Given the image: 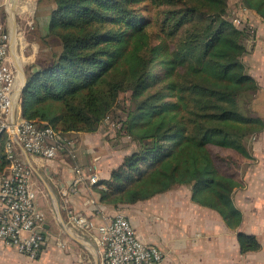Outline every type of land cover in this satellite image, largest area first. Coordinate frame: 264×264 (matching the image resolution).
Masks as SVG:
<instances>
[{"label": "trees", "instance_id": "trees-1", "mask_svg": "<svg viewBox=\"0 0 264 264\" xmlns=\"http://www.w3.org/2000/svg\"><path fill=\"white\" fill-rule=\"evenodd\" d=\"M47 1L41 39L49 51L27 69L20 116L63 135L92 133L123 102L119 129L137 149L94 184L101 203L135 204L187 186L194 203L238 229L235 193L264 118L252 109L261 86L244 61L246 32L229 18V0H152L166 6L173 46L151 36L134 7L144 0ZM239 4L264 23V0ZM5 139L0 134L1 158ZM238 240L242 254L262 249L253 234Z\"/></svg>", "mask_w": 264, "mask_h": 264}, {"label": "crops", "instance_id": "crops-1", "mask_svg": "<svg viewBox=\"0 0 264 264\" xmlns=\"http://www.w3.org/2000/svg\"><path fill=\"white\" fill-rule=\"evenodd\" d=\"M240 9L244 7L240 5ZM244 12L246 22L249 18L248 23L253 25L254 20L258 28L256 56L260 72L252 75L264 94V23L253 11ZM114 135L106 121L96 132L66 134L76 143L73 166L67 161L66 153L55 159L22 154L32 171L36 203L45 213L43 228L47 240L35 260L0 240V264H102L97 228L118 213L131 221L142 241L163 250L164 257L159 264H252L264 252V239L245 228L246 216L240 207L243 222L234 230L215 210L194 203L190 187L181 186L135 204L115 206L101 203L100 194L89 180L75 185V165L85 168L95 165L100 181L108 180L125 156L137 149L129 137L124 135L113 140ZM256 215L264 217V209H258ZM80 216L86 217L93 227L77 224L75 218ZM240 232L255 235L262 249L242 254Z\"/></svg>", "mask_w": 264, "mask_h": 264}, {"label": "built area", "instance_id": "built-area-1", "mask_svg": "<svg viewBox=\"0 0 264 264\" xmlns=\"http://www.w3.org/2000/svg\"><path fill=\"white\" fill-rule=\"evenodd\" d=\"M4 6H8V0H0V10ZM245 10L242 18H233L237 27L244 26ZM10 39L11 32L0 20V134L6 135L4 157H0V165L6 163L0 171V240L35 260L47 240L43 228L45 213L36 203L32 171L22 154L55 159L66 153L75 158L76 143L53 126L27 120L15 112L18 90ZM106 122L110 123L109 117ZM74 171L75 185L84 180L93 185L100 181L95 165L86 168L75 165ZM75 221L93 227L84 216ZM97 243L102 264H159L164 257L159 246L147 244L137 236L131 221L122 213L98 226Z\"/></svg>", "mask_w": 264, "mask_h": 264}, {"label": "rangeland", "instance_id": "rangeland-1", "mask_svg": "<svg viewBox=\"0 0 264 264\" xmlns=\"http://www.w3.org/2000/svg\"><path fill=\"white\" fill-rule=\"evenodd\" d=\"M9 6L10 8H14L13 14L16 18L17 39L13 45V52L19 63L22 64L24 72L27 73V69L31 65L43 61L49 51V47L42 41L41 36L45 35L43 30L46 29L48 31L49 28L51 2L47 0H8V6H4L0 10V20L12 34L13 17ZM134 7L149 22L147 29L156 42L166 41L170 46L174 45L176 38L169 30L170 27L165 26L164 11L166 6H161L158 3L153 4L152 0H144L141 4L134 5ZM242 13L239 0H229V18L231 20L237 16H241L242 18ZM243 20L242 24L244 26L239 27L243 28L246 32V44L248 46V53L244 57V61L248 66L249 72L255 76L260 72V67L257 64L259 61L256 56L259 49L256 35L258 28L254 20L252 21L253 25L248 23L250 22L249 18H247V22L246 19ZM11 57L17 78V90H19L23 83V77L17 68L16 60L12 53ZM263 96L264 94L260 93L252 106L253 111L262 118H264ZM16 105V113L21 115L20 100ZM122 107L123 102L117 111L110 114V126L113 128V134H115L113 140L125 135L123 130L119 129V126H121V123H124L127 115V108ZM249 145L253 160L247 166L244 164L242 168L245 173L246 186L237 190L235 199L238 207L245 213V228L257 232L264 239V217L256 215L258 214V209H264V131L255 135ZM67 159L70 165L73 166L72 158L68 157ZM184 190L187 192V189ZM252 264H264V252Z\"/></svg>", "mask_w": 264, "mask_h": 264}, {"label": "water", "instance_id": "water-1", "mask_svg": "<svg viewBox=\"0 0 264 264\" xmlns=\"http://www.w3.org/2000/svg\"><path fill=\"white\" fill-rule=\"evenodd\" d=\"M12 34H11V39H10V44H9V49H10V53H12L13 57L15 58L16 60V64H17V68L18 70L22 73V77H23V83H22V86L20 87V89L18 90L17 92V101H16V104L19 103V100H20V95L22 94V92L24 91L26 85H27V75L26 73L24 72L23 68H22V64L19 63V61L17 60L14 52H13V45L17 39V30H16V24L15 22L12 23ZM17 106V105H16ZM16 108L15 107V112H16Z\"/></svg>", "mask_w": 264, "mask_h": 264}, {"label": "bare ground", "instance_id": "bare-ground-1", "mask_svg": "<svg viewBox=\"0 0 264 264\" xmlns=\"http://www.w3.org/2000/svg\"><path fill=\"white\" fill-rule=\"evenodd\" d=\"M9 8H10V6H9ZM10 10L12 12L13 22H15V24H16V18H15L14 14H13L14 8L11 7Z\"/></svg>", "mask_w": 264, "mask_h": 264}]
</instances>
